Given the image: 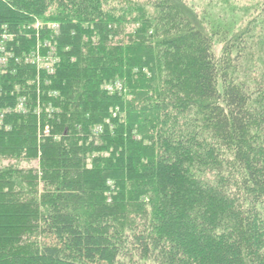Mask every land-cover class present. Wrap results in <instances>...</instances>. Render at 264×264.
I'll list each match as a JSON object with an SVG mask.
<instances>
[{
    "label": "trees",
    "instance_id": "16d2710c",
    "mask_svg": "<svg viewBox=\"0 0 264 264\" xmlns=\"http://www.w3.org/2000/svg\"><path fill=\"white\" fill-rule=\"evenodd\" d=\"M138 1L0 0V264H264L246 36Z\"/></svg>",
    "mask_w": 264,
    "mask_h": 264
},
{
    "label": "rangeland",
    "instance_id": "374dc122",
    "mask_svg": "<svg viewBox=\"0 0 264 264\" xmlns=\"http://www.w3.org/2000/svg\"><path fill=\"white\" fill-rule=\"evenodd\" d=\"M142 1L147 2H138ZM186 3L203 16L208 30H226L230 38L245 34L247 49L238 62L234 76L255 87L252 105L261 115L256 131L261 130L258 134H264V0H186ZM222 45V39L213 38V50L217 56Z\"/></svg>",
    "mask_w": 264,
    "mask_h": 264
},
{
    "label": "built area",
    "instance_id": "2783aa9c",
    "mask_svg": "<svg viewBox=\"0 0 264 264\" xmlns=\"http://www.w3.org/2000/svg\"><path fill=\"white\" fill-rule=\"evenodd\" d=\"M52 26L54 29L57 28L56 25H52ZM35 28H37V29L39 28V23H36ZM4 38L7 39V36ZM49 53H51V52H49ZM49 56L50 55H48V58L47 57L43 58L38 54V52H36V54L33 56L34 57L33 60L37 65H39L43 68H46V70H48V71H52V68L50 65L51 57H49ZM10 58L11 57L7 56L4 53V48H0V71L2 70V67L7 65ZM119 88H120V85L118 83H116L115 85L109 86L107 88V91H109L110 93H113L114 90H118ZM16 111L20 112V113L26 112V105H25L24 99L18 100V103L16 105ZM1 118H2V114H0V126H1Z\"/></svg>",
    "mask_w": 264,
    "mask_h": 264
},
{
    "label": "bare ground",
    "instance_id": "6f19581e",
    "mask_svg": "<svg viewBox=\"0 0 264 264\" xmlns=\"http://www.w3.org/2000/svg\"><path fill=\"white\" fill-rule=\"evenodd\" d=\"M53 68V67H52Z\"/></svg>",
    "mask_w": 264,
    "mask_h": 264
}]
</instances>
